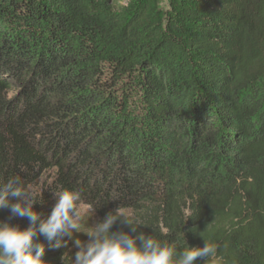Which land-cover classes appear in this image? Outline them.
I'll return each mask as SVG.
<instances>
[{"label":"trees","instance_id":"trees-1","mask_svg":"<svg viewBox=\"0 0 264 264\" xmlns=\"http://www.w3.org/2000/svg\"><path fill=\"white\" fill-rule=\"evenodd\" d=\"M46 171L37 225L77 190L95 223L264 264V0H0V185ZM58 239L47 264L89 237Z\"/></svg>","mask_w":264,"mask_h":264},{"label":"clouds","instance_id":"clouds-1","mask_svg":"<svg viewBox=\"0 0 264 264\" xmlns=\"http://www.w3.org/2000/svg\"><path fill=\"white\" fill-rule=\"evenodd\" d=\"M58 201L47 219L39 222L40 213L34 205L42 202V192L25 184L17 176L0 185V210L10 212L8 220H0V264H47L43 259L45 246L38 242V235L48 241L55 240V247L62 241L58 238L71 236L73 232H85L89 239H77L73 264H196L205 259L206 264H215L218 246L206 243L202 247L184 248L179 253L176 246L161 243L153 235L137 232L142 224L131 212L121 207L107 213L94 226H86L89 216L82 204V195L77 190L57 191ZM27 219L30 226L22 228L11 223V218ZM120 222L128 231H113Z\"/></svg>","mask_w":264,"mask_h":264},{"label":"rangeland","instance_id":"rangeland-1","mask_svg":"<svg viewBox=\"0 0 264 264\" xmlns=\"http://www.w3.org/2000/svg\"><path fill=\"white\" fill-rule=\"evenodd\" d=\"M123 3H126L127 0H122ZM137 99L136 95L133 94V99ZM52 172L51 171H46V172H43L41 174V176L37 179H35V181L31 184L38 192H42V196L44 194V191L47 190L51 184H52ZM58 201V197H53L51 198L48 202H47V199H46V203L47 204V207L45 208V213L42 215V218L43 219H47L48 216L51 214L55 204L57 203ZM38 203V202H37ZM83 206H84V209H85V213L87 215H91L93 210L91 209V207H89L88 205H86L85 203H83ZM36 205V204H35ZM34 205V207H35ZM10 217V212L9 210L7 209H4V213H3V216H2V219L1 220H8ZM26 219L24 218H20V217H13L11 218V223L13 224H19L20 226L23 225V223L25 222ZM96 214L93 213L92 216H90L87 221L85 222L86 223V226H94L96 223ZM70 236H67V239H69ZM67 242V240H65ZM76 251H78L76 245L74 244H71V243H67V246L65 248V251H64V255L67 257L68 259V262H71L73 261V258H74V255L76 253Z\"/></svg>","mask_w":264,"mask_h":264}]
</instances>
